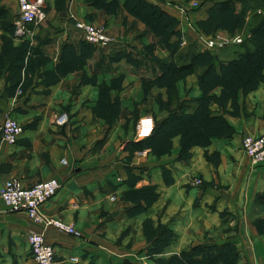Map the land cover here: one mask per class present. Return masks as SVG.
I'll list each match as a JSON object with an SVG mask.
<instances>
[{
	"label": "crops",
	"instance_id": "obj_1",
	"mask_svg": "<svg viewBox=\"0 0 264 264\" xmlns=\"http://www.w3.org/2000/svg\"><path fill=\"white\" fill-rule=\"evenodd\" d=\"M45 1V21L27 24L17 36V0H0V17L8 14L0 21V124L9 115L22 126L16 143L0 137V189L13 177L26 186L56 178L61 186L41 212L72 224L78 234L11 211L0 198V264H35L30 231L44 234L59 264H157L198 244L229 243L236 264H264V233L250 217L255 195L264 190V164L253 165L241 147L243 135L264 130V82L239 90L235 105H214L232 133L190 148L188 160L179 158L177 136L159 155L130 147L134 124L148 108L140 102L151 98L155 115V97L165 93L163 86L143 85L160 71L139 51L152 46L154 56L170 59V39L156 34L155 22L172 17L181 33L192 35L188 21L196 25L213 1L222 0ZM76 20L104 26L111 44L87 43ZM143 61L148 75L138 69ZM176 87L180 94L201 92L191 73ZM211 92L219 95L221 86ZM60 111L69 120L57 126ZM196 177L200 184L192 182ZM146 189L148 198L140 195ZM146 225L154 231L163 226L176 239L151 251Z\"/></svg>",
	"mask_w": 264,
	"mask_h": 264
},
{
	"label": "rangeland",
	"instance_id": "obj_2",
	"mask_svg": "<svg viewBox=\"0 0 264 264\" xmlns=\"http://www.w3.org/2000/svg\"><path fill=\"white\" fill-rule=\"evenodd\" d=\"M199 1L200 0H197V2ZM237 1L239 2L240 0H235V3ZM240 2L238 7L235 6L234 13L220 15L212 9L216 3V1H213L206 11L207 16L202 24L209 35L220 31L227 32L226 30H233L234 33H239L242 37V41L240 42L242 44H240L241 46L231 44L213 49H205L192 30V35L180 32L179 36H173L171 34L172 24L170 21V73L168 74L167 81L165 80L168 85H170V88H168L167 91V88L163 86L165 89L164 95H156L155 100L158 104L159 111H157L155 115L149 110V104H151L152 101L151 98L146 97L140 102L142 106L147 105L148 107L145 111L146 114L142 116L151 115L155 121L154 134L156 136V141H158L156 144L158 150H165L167 148L169 135L178 137L179 150H181V145L183 143L192 145V147L203 146L202 144L205 142L209 144L212 137H219L221 133H230L228 125H224L221 118H213L208 115L209 113L214 116L219 115H216V110H214V105L217 104L214 101V92L209 93V90L214 87L215 83L220 82L219 75L222 65L226 67L227 71H233V73L244 75V78L236 87L231 86L230 78L226 80V96L223 97V101H221L220 97V102H222L224 107L228 101H230L231 105L236 104V97L233 92L237 88L244 91L256 87L260 82H264V26H259L260 18L264 16V0H241ZM194 5L196 6L197 3L194 2ZM242 9L243 13H241ZM254 18L256 19L254 20ZM0 21H8V14L2 13ZM218 24L223 26L217 27ZM196 26L198 27L197 24ZM252 39H256V41H253L257 46L254 45V43H250ZM182 40H184V43H181ZM247 40L248 42L246 43ZM140 53L141 55L145 54L148 56V54L152 52L141 50V52L139 51V54ZM139 54L137 53V55ZM190 61H194V71L190 73L196 76L201 91L200 94L197 95H189V93L180 94L176 87V82L179 80H176V78L179 75L175 72V66ZM229 61H232L234 66H230V64L228 66ZM138 69L143 74L148 75L151 68H149L147 61H143ZM149 81V78L143 79L145 90H148L149 86H151L149 85ZM165 81L163 80L162 83L164 84ZM158 84H160V82H158ZM217 105L220 107L219 104ZM136 122L134 124V129L136 127ZM137 140L138 139H136V141ZM130 147L132 146L130 145ZM171 147L172 141L170 140V148ZM183 152L184 157H186L187 150ZM188 152L190 153V150ZM149 194V191L140 193L141 196L145 195L146 197H148ZM256 217L263 220L264 214L258 213ZM160 233L161 237L157 236L155 245H152L156 248L153 250L158 251V249L167 247L169 240L171 244L176 239L175 233L170 232V235L164 231H160ZM206 250H210L211 252L204 253ZM221 255L223 256L224 263L230 261L231 254L226 247L222 249ZM219 257L220 256L215 253L210 245H203L201 249H196L194 253L192 252L187 256L190 264H199L203 261L211 262L218 260ZM168 258H160L165 259V261L160 264L181 263L180 260L176 258L172 257L170 261ZM157 264L159 263L157 262Z\"/></svg>",
	"mask_w": 264,
	"mask_h": 264
},
{
	"label": "built area",
	"instance_id": "obj_3",
	"mask_svg": "<svg viewBox=\"0 0 264 264\" xmlns=\"http://www.w3.org/2000/svg\"><path fill=\"white\" fill-rule=\"evenodd\" d=\"M18 19L16 21L15 34L21 36L27 24H40L45 21L46 1L45 0H17ZM76 29L81 31L83 38L96 47H107L112 42V37L106 28L101 25L87 21L76 20ZM188 27L195 32L200 44L205 49H213L231 44H238L242 41L239 33L217 32L209 35L188 21ZM69 116L65 111L55 114L54 123L57 126L66 124ZM154 119L151 115H144L136 122L135 137L143 139L148 137L154 128ZM22 133V126L17 120L7 115L0 124V137L10 144H14ZM241 147L249 156L253 165L264 164V130L258 135L246 134L241 138ZM200 184L202 179L196 177L192 181ZM61 183L54 177L40 180L32 185L26 186L22 181L13 177L7 179L0 189V198L11 211H24L29 218L41 222L45 226H53L60 231L77 235L72 224L52 216H46L41 212V206L59 190ZM111 200L115 197L112 195ZM30 255L35 264H59L55 259V251L51 244L47 243L42 232L30 231L27 235Z\"/></svg>",
	"mask_w": 264,
	"mask_h": 264
},
{
	"label": "trees",
	"instance_id": "obj_4",
	"mask_svg": "<svg viewBox=\"0 0 264 264\" xmlns=\"http://www.w3.org/2000/svg\"><path fill=\"white\" fill-rule=\"evenodd\" d=\"M212 9L216 13H218L220 15L221 14L224 15V14H228V13H232V12L234 13V11H235V0L218 1V2L215 3V5L212 7ZM241 13H243V9H242ZM254 16L258 17L257 15H254ZM255 19L256 18H254V20ZM170 21H171V24H172V27H171L172 33L171 34L173 36L174 35L179 36L181 31L178 29L177 22H176V20L174 18H172V17H170V18L162 17L161 19L158 18L157 22H155L156 23V29H155L156 31L155 32L162 40H164V42H167L170 39ZM203 21L204 20L198 21L197 25H198L199 29L202 32L207 34L208 32L203 28V24H202ZM259 23H260L259 26H261V25L264 26V16L260 18ZM222 26L223 25H221V24L217 25V27H222ZM226 31L228 33L234 34L233 30H226ZM253 40L256 41V39H252V41H250V43H252V44L254 43V45H256V43ZM247 42H248V40L246 41V43ZM240 44L241 43H238L237 46H239ZM90 45L94 46L93 44H90ZM94 47H96V46H94ZM167 48L170 50V43H168V42H167ZM146 51L152 52V46L146 47ZM147 58L150 59L152 64L156 65L159 68V70H160V74H158L154 80H150L149 81V85L157 84L159 86H165L167 88V91H168V88H170V85H168V83L166 81L168 79V74L170 73V59H168V58H159L157 56H154L153 53L148 54ZM193 63H194V61H190L188 63H180V64L176 65L175 66V72L179 75L176 78V80L180 79L182 76L194 71ZM229 64H230V66H232L233 62L229 61L228 66H229ZM219 78H220V82L215 83L214 87L218 86V85L221 86V92H220L219 96L214 94L215 95L214 101L217 104H219L220 106L224 107L222 102H220V97H221V101H223L224 100L223 97L226 96V90H225L226 80L230 78L231 86L232 87H236V85L242 81V79L244 78V75L233 73V71H227L226 67H224V65H222ZM163 80L164 81L166 80L164 82V84L162 83ZM158 82H160V84H158ZM214 87H212L209 90V93ZM254 88L255 87H253L251 89H248V90H244L243 92H247V91L252 90ZM238 90H240V89L237 88L233 92L235 97L237 96ZM234 96H232V97H234ZM103 97H106L105 93L103 94ZM115 109H116V107H114V110ZM208 115H209V117H213V118H221L222 122H224V125H228V127H229L228 129L230 130L229 131L230 133L229 134L228 133H226V134H222L221 133L220 136H229L232 133V127L228 124V122L226 120H224L225 118L222 115L214 116V115H211L210 113ZM154 131H155V123H154L153 131L148 137H145L143 139H139L137 141L131 142L130 145L132 147H135V148H138V149H142L144 147H149L155 154H158V155L163 153V152H165V151H167V150H169L170 149V140H171V137L173 135H171V136L169 135L168 136V146H167V148L165 150H158L156 148V144H157L158 141H156V136L154 134ZM208 141H209V139H208ZM207 143L208 142H205L202 145L204 146ZM191 147H192V145H187L186 143H183L181 145L179 158L183 159V160H188L190 158V155H191L188 151L190 150ZM185 150H187V155H185L186 157H184V152H183ZM186 158H188V159H186ZM145 191H149L151 193V191L149 189H146ZM258 210H260V211H258ZM258 213L264 214V190L262 192H260V193L255 195V197L253 199V203H252L251 213H250L251 214L250 215L251 220H252L253 224L255 225L256 229L258 230V232L264 233V219L260 220L258 217H256L258 215ZM160 231H164L165 233H167L169 235H170V232L174 233L173 231L168 230V229H166L163 226L159 227L156 231H154V230H152L149 227V225H146V234H148L150 236L149 238H150V241H151V247H152V248L150 247L151 251L160 252L164 248H166V247H164L162 249H158V251L157 250H153L155 248V246H152V245H155L157 236L161 237ZM151 233H152V235H151ZM169 244H170V240H169V243L167 245H169ZM203 245H205V246H209L210 245V247L212 249H214L215 253L218 254L220 257L218 258V260H214V261H211V262L203 261V262H200L199 264H236V260L238 259V253L235 250L234 246L232 244H230V243L229 244L220 245V246L212 245V244H198V245L193 246L190 250H188L186 252H182V253H180L178 255L170 256L168 258V260L170 261V258L173 257V258H176L177 260H180V262H181L180 264H190L189 261H188L187 256H189V254L192 253V252L194 253V251L196 249H201ZM224 247H226V249H228V251L231 254L230 255L231 256L230 257V261L227 262V263L223 262V256L221 255L222 254V249H224ZM210 252H211L210 250H206L204 253H210ZM164 261H165V259H158L157 260V262L159 264L163 263ZM122 264H133V263L129 262L128 260H124L122 262Z\"/></svg>",
	"mask_w": 264,
	"mask_h": 264
}]
</instances>
